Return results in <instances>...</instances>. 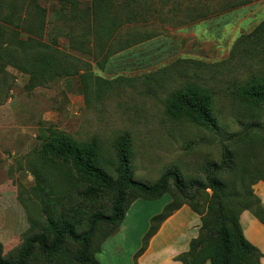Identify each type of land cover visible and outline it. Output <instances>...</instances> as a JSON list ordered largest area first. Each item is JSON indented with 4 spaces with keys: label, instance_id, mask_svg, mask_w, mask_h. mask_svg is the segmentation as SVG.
Returning <instances> with one entry per match:
<instances>
[{
    "label": "rangeland",
    "instance_id": "1",
    "mask_svg": "<svg viewBox=\"0 0 264 264\" xmlns=\"http://www.w3.org/2000/svg\"><path fill=\"white\" fill-rule=\"evenodd\" d=\"M5 1L21 14L22 27L17 30L24 31L18 38L35 26L40 10L44 41H52L81 62L78 75L33 89L27 86L29 76L13 67L0 74L4 256L13 253L42 219L31 168L48 131L79 141L96 137L111 171L113 141L127 132L133 177L152 183L168 167L200 177L204 162L220 160L217 135L166 112V100L185 83L195 82L212 92L213 112L223 135L241 133L240 119L264 122V106L248 110L251 106L240 105L232 94L234 82L264 73V0ZM6 8L0 10L1 16L13 10ZM17 19L16 14L10 18ZM81 74L86 77L80 79ZM96 78L110 82V89ZM251 188L264 208V180ZM173 195L169 184L158 199L134 201L119 230L99 246L98 262L135 264L143 253L137 254L139 238ZM99 235L98 231L95 239ZM247 235L264 244V237L252 227H247Z\"/></svg>",
    "mask_w": 264,
    "mask_h": 264
},
{
    "label": "trees",
    "instance_id": "2",
    "mask_svg": "<svg viewBox=\"0 0 264 264\" xmlns=\"http://www.w3.org/2000/svg\"><path fill=\"white\" fill-rule=\"evenodd\" d=\"M9 4L0 0V10L13 9L3 16L0 11V74L13 67L29 76L30 89L78 75L81 60L59 50L52 41H44L45 26L39 22L41 11L36 13V24L29 27L27 36L18 38L24 31L17 30L22 27L21 14ZM15 14L18 19L10 20ZM101 82L110 89V82ZM232 94L240 105L251 106L248 110L254 105L264 106V73L234 82ZM166 112L217 135L219 162H204L200 177L187 176L177 167H168L154 182L144 183L133 177L129 133L123 132L113 141L115 164L111 171L102 160L96 137L79 141L50 130L31 168L42 219L13 253L4 256L0 244V264H100L95 256L99 246L119 230L130 205L137 199L160 198L169 184L174 198L150 219L137 254L144 251L160 223L188 205L199 216L198 235L176 261L262 264L264 255L246 240L239 217L243 211L250 210L264 223V208L251 188L264 180V122L240 119L241 133L223 135L213 112L212 92L195 82L185 83L170 94ZM98 231L100 235L95 239Z\"/></svg>",
    "mask_w": 264,
    "mask_h": 264
},
{
    "label": "crops",
    "instance_id": "3",
    "mask_svg": "<svg viewBox=\"0 0 264 264\" xmlns=\"http://www.w3.org/2000/svg\"><path fill=\"white\" fill-rule=\"evenodd\" d=\"M239 223L246 240L258 247L264 255V244L247 235V227H252L255 229V233H260L264 237V223H261L253 215H248L247 217V210L241 213ZM199 224V217L193 214L188 207L182 206L176 213L166 219L159 230L149 238V243L143 253L137 258L135 264H181L175 258L187 251L191 239L197 237ZM189 230L192 231L188 233ZM141 244L142 239L140 246ZM261 263L264 264V256L261 259Z\"/></svg>",
    "mask_w": 264,
    "mask_h": 264
}]
</instances>
